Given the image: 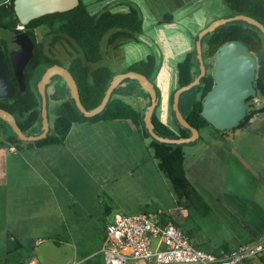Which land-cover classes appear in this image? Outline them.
I'll use <instances>...</instances> for the list:
<instances>
[{
  "label": "rangeland",
  "instance_id": "374dc122",
  "mask_svg": "<svg viewBox=\"0 0 264 264\" xmlns=\"http://www.w3.org/2000/svg\"><path fill=\"white\" fill-rule=\"evenodd\" d=\"M83 1L94 13L105 9L127 12L129 9L125 0ZM129 1L144 17V33L137 41L125 43L118 52L107 49L104 42L102 47L105 59L101 64L119 73L131 64L146 59L148 55H154L156 69L150 80L163 97L162 105L156 110V116L176 135H180V128L171 109V95L178 87L177 65L185 59L188 52L194 50L196 35L214 20L230 15L231 11L224 0H205L200 8L197 2L194 3L195 10L189 17L184 18L182 15L192 4L176 8V21L158 25V19L172 9L167 0ZM117 2L119 4H116ZM47 31L45 26L36 29L37 41H43ZM59 58L62 66L69 64V59L63 54ZM206 63L208 74H212L214 57H207ZM43 69L44 67H40L37 70L36 78L41 75ZM130 83L137 84L134 80H130ZM136 88L140 92L139 88ZM166 93H169L167 99ZM48 94V117L50 125L53 126L57 108L67 101L68 97L59 98L54 95V85L49 86ZM187 98L190 103L202 99L200 93L190 92ZM249 104H254L253 108H261L264 106V98L257 95ZM79 126L81 129L74 127L70 139L76 136L91 141H87L85 148L78 152L71 146H68L67 150L63 148L54 151L49 160V169H46L45 161L41 164L34 156H27L26 161L16 155L8 159V180L11 186L7 187L5 193V196L8 194L6 204L2 202L0 209V229L4 228L0 235V264H23L30 259L38 261L39 264H89V260L96 262L99 259L94 253L101 242L105 225L114 216L106 213V207L111 206L116 211L115 206H112L110 172L119 173L123 170L121 160L127 153L124 145L122 150L118 145L120 150H117L116 145L94 141L102 136V129L97 130L99 125L84 123ZM208 128L200 132L201 140L216 132L213 127ZM139 129L142 131L141 127ZM0 141L3 147L11 144L1 131ZM135 150L142 153L143 148L137 147ZM183 150L189 149L183 147ZM94 152L97 160L93 169L91 157ZM242 161L246 163L245 160ZM35 165L37 169H34ZM246 165L253 171L254 167L251 168L247 163ZM162 192L170 198L151 204L148 211L162 209L170 212L171 217L182 227H189L194 231L196 237L204 243L203 249L213 253H217L225 243L231 246L241 243L235 237H238L239 233L247 232L245 227H253V222L258 216L256 212L250 215L248 212L247 214L231 208L237 215L234 216L219 210L216 203H213V211L210 213L197 209L189 214L186 209L177 205L175 195L173 200L165 190ZM261 257L247 260L243 264H264Z\"/></svg>",
  "mask_w": 264,
  "mask_h": 264
},
{
  "label": "trees",
  "instance_id": "16d2710c",
  "mask_svg": "<svg viewBox=\"0 0 264 264\" xmlns=\"http://www.w3.org/2000/svg\"><path fill=\"white\" fill-rule=\"evenodd\" d=\"M224 1L231 14L251 16L264 24V0ZM128 8L127 12H113L110 9H105L94 13L83 0H80L79 5L72 10L47 14L23 26L26 33L36 43L34 56L25 69L26 89L25 91L19 89L17 80L13 75L16 86L15 94L12 98H0V108L15 114L19 126L24 132H38L42 127L38 81L41 75L52 65H63L59 58L62 54L69 59V64L65 67L71 72L78 85L81 103L86 109H93L98 106L104 97L108 84L117 73L109 66L101 64L105 59L103 43L105 42L107 49L118 52L125 43L137 41L138 37L144 33L142 13L131 4H128ZM173 18V14L167 12L161 18L160 23H171ZM19 26L21 24L14 10V0L0 4V34L2 32H7L10 35L18 33L22 31ZM44 26L48 28L46 37L43 41L37 42L35 31ZM196 38L197 35L194 41H196ZM229 41L244 43L257 58L258 69L254 84L258 95L264 98V39L252 26H246L242 21L234 22L224 25L205 36L202 40L205 63L207 57H214L219 47ZM40 67H44L43 72L36 78V72ZM155 69L156 57L148 55L146 59L131 64L124 72L135 71L150 79ZM199 73L200 67L193 50L188 52L185 59L177 65L178 87L190 83ZM57 78L61 77L56 75L53 81ZM62 80L60 81L61 84L68 91L64 80ZM213 84L212 74H208L207 71L200 84L190 91L194 94L200 93L201 101L188 102V93L180 97L179 106L183 115L199 131L204 127L211 126L201 116L200 112L202 100L212 89ZM133 86L138 87V84H131L128 81L126 85L117 88L105 112L91 118L81 113L75 101L68 94L67 101L60 104L56 110V117L49 135L29 144L37 147L61 144L74 123H95L120 119L131 120L137 127L142 128L143 136L150 139L145 129L144 115L141 116L130 104L115 96L118 93H131ZM57 89L60 91V86H57ZM249 105V112L245 120L232 131L246 128L258 113L264 112V106L253 108L251 104ZM152 121L156 133L160 136L177 138L189 135L187 130L181 128L180 135H176L164 122L158 119L156 112L152 117ZM229 131L216 130L220 134H226ZM8 141L14 144L23 142L13 131ZM1 144L0 141V146ZM150 147L154 151L155 158L160 161V169L170 181L173 192L177 197V204L183 206L189 213L192 210H199L201 207L207 210L208 206L205 204L202 195L186 175L183 145L166 144L151 140ZM96 256H99L96 262L89 260L88 263L102 264L100 255L96 254ZM261 260L264 261V257H261Z\"/></svg>",
  "mask_w": 264,
  "mask_h": 264
},
{
  "label": "crops",
  "instance_id": "0c3cea01",
  "mask_svg": "<svg viewBox=\"0 0 264 264\" xmlns=\"http://www.w3.org/2000/svg\"><path fill=\"white\" fill-rule=\"evenodd\" d=\"M9 1L10 0H0V4ZM125 1L127 5H133L129 0ZM167 1L172 8L170 12L174 16L172 22L177 19L174 15L176 8L192 4L184 15H182V17L187 18L194 12L195 2H197L196 4L199 6L198 8L202 7L205 2V0ZM116 4L119 3L117 2ZM160 20L161 19H158V25L170 24L160 23ZM50 85H54V95L59 98H64L65 96L68 97L69 93L60 81H55ZM57 86H60V91H58ZM139 90L140 92L135 86H133L131 93H118L115 96L130 104L141 116H145L147 109V95L140 88ZM47 95H49L48 89ZM168 96L169 93H166L165 98L167 99ZM162 99L163 97L160 95V103L158 107L162 105ZM80 124L84 123H74L72 125L69 133L61 144L37 147L31 146L29 144L30 142L25 141L23 144L11 143L7 147L0 146V209L2 207V202H5L6 204L8 194L5 196V193H7V187L11 186V183L8 180V173H10V170L8 169V159L10 156L16 155L23 159V161H26L25 159H27V156H34L36 159L40 160L41 164L45 161L46 169H49V160L54 151L63 148H66L67 150L68 146H71L75 152H78L82 150V148H85L84 146H86L87 141H91V139L89 140L76 136L70 139V134L75 126H77L78 129H81L79 128L81 127L79 126ZM90 124L92 126L99 125L97 128L98 131L102 129V136H100L99 139H94V141H104L107 144L116 145L117 147L115 148L117 150H122V145H124L127 153L121 160L123 170L119 173L110 172V177L112 178V185L110 187L113 196L112 206H115L116 211H114L115 209L113 207L109 206L106 207L107 214L115 215L120 213L130 215L142 211H148L150 210L149 206L151 204L162 202L167 197L170 198L167 194L164 195L162 192L163 190L170 194L174 200L175 193L171 188L168 177L160 169V161L155 158L154 152L150 147V139L143 136L139 127L128 119L98 121ZM208 127L210 126L202 128L200 132L202 130H208ZM118 145L121 146L120 149L118 148ZM137 147L143 148L142 153L139 150H135ZM183 147L189 149L188 151L183 150L186 175L194 187L200 192L205 204L208 206L207 210H205L204 207H201L200 209L205 213H210L213 211V203H216L219 210L222 209L225 213H230L234 216L237 215L232 209L245 213L248 212L250 215L253 214L252 212L258 214L256 217L257 219L253 222L254 226L245 227L247 232L239 233L237 235L238 237H235V239L241 243L233 246L225 243L215 254L228 253L240 245L249 244L263 238L264 112L258 113L246 128H240L234 131L231 130L226 134L214 132L210 134V137L204 140H201L200 136L196 143L185 145ZM240 158L245 160L251 168L254 167L253 171H251L246 163H243ZM96 160L97 157L94 152V156L91 157V161L93 162L91 166L92 168L93 166L96 167ZM255 166H257V168ZM37 168L38 167L35 165L34 169ZM93 172L95 171L93 170ZM179 207L185 209L183 206ZM173 220L178 226L183 228V230L189 232L198 246L202 248L204 243L196 237L192 229L189 227H182L178 221L175 219ZM3 232L4 228L3 230L0 229V235ZM101 242L94 254L99 250Z\"/></svg>",
  "mask_w": 264,
  "mask_h": 264
},
{
  "label": "water",
  "instance_id": "95a60500",
  "mask_svg": "<svg viewBox=\"0 0 264 264\" xmlns=\"http://www.w3.org/2000/svg\"><path fill=\"white\" fill-rule=\"evenodd\" d=\"M79 3L80 0H14V10L20 24L25 26L30 21L41 16L72 10ZM240 21L246 26L255 28L264 39V24L262 22L251 16L235 13L214 20L197 35L194 51L200 67V73L190 83L176 88L171 95L174 119L179 128L188 131V136L169 138L156 133L152 117L159 106L160 94L156 85L147 76L135 71L116 73L108 84L100 104L93 109H86L80 101L78 85L71 72L62 65H52L38 81L42 117L41 129L38 132H24L18 125L15 116L3 108H0V118L12 127L14 133L21 141L35 142L47 137L50 133L47 89L52 83L54 76L58 75L64 80L69 95L75 101L81 113L88 118L103 114L114 95V91L120 86L126 85L128 81L134 80L137 82L138 87L147 95L144 124L150 139L161 143L183 146L194 144L200 138V131L192 126L183 115L179 106L180 97L199 85L207 73V66L203 57V38L224 25ZM11 41L20 46L19 51L11 53L10 61L19 89L24 91L26 89L25 68L34 55L35 42L26 32L13 35ZM214 60L215 66L212 72L214 84L202 100L200 114L214 129L229 131L237 128L245 120L250 108L248 100L254 99L258 95L254 84L258 69L257 58L248 50L244 43L229 41L219 47L214 55ZM14 94L15 87L10 71L0 51V98H11Z\"/></svg>",
  "mask_w": 264,
  "mask_h": 264
},
{
  "label": "built area",
  "instance_id": "2783aa9c",
  "mask_svg": "<svg viewBox=\"0 0 264 264\" xmlns=\"http://www.w3.org/2000/svg\"><path fill=\"white\" fill-rule=\"evenodd\" d=\"M19 28L24 29L23 25ZM96 254L102 264H242L264 254V237L228 253L215 254L200 248L170 212L117 213L105 225ZM23 264L39 263L30 259Z\"/></svg>",
  "mask_w": 264,
  "mask_h": 264
},
{
  "label": "flooded vegetation",
  "instance_id": "af4514ba",
  "mask_svg": "<svg viewBox=\"0 0 264 264\" xmlns=\"http://www.w3.org/2000/svg\"><path fill=\"white\" fill-rule=\"evenodd\" d=\"M20 32H26L25 29L20 31ZM18 32V33H20ZM17 33H14V34H9L7 32H2V34H0V51L2 53V57H3V60L4 62L6 63V65L8 66L9 68V71H10V75H11V79H12V82L14 84V87H15V91H16V86H15V82H14V78H13V75H14V72H13V68H12V64H11V61H10V55L11 53L13 52H17L20 50V46L13 43L11 41V38L13 35H15ZM1 38H2V41H1ZM35 42V41H34ZM39 42V41H37ZM35 48H36V43H35ZM34 52H35V49H34ZM34 56V55H33ZM33 58V57H32ZM30 62V61H29ZM28 65V64H27ZM27 67V66H26ZM26 69V68H25ZM15 76V75H14ZM16 78V77H15ZM17 80V79H16ZM55 81H61L60 78H57V79H54V81L52 80V83L55 82ZM51 83V84H52ZM18 85V83H17ZM19 87V86H18ZM25 91V90H24ZM12 98V97H11ZM252 106L254 104H251ZM4 109V108H3ZM6 110V109H5ZM8 111V110H7ZM10 112V111H9ZM13 114V113H12ZM18 122V118L16 117L15 114H13ZM0 120L2 121L0 123V131L2 132V134L4 136H6V139L9 138V136L11 135L13 129L12 127L7 123L5 122L4 120H2L0 118ZM19 125V123H18ZM10 129V130H9ZM14 132V131H13ZM30 133V132H29Z\"/></svg>",
  "mask_w": 264,
  "mask_h": 264
}]
</instances>
